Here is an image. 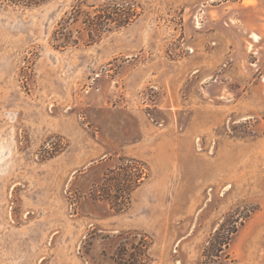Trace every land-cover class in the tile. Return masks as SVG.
I'll return each mask as SVG.
<instances>
[{
	"label": "rangeland",
	"instance_id": "obj_1",
	"mask_svg": "<svg viewBox=\"0 0 264 264\" xmlns=\"http://www.w3.org/2000/svg\"><path fill=\"white\" fill-rule=\"evenodd\" d=\"M195 4L0 5V264H264V47L209 95L181 73ZM164 82L201 99L161 108ZM137 111L178 136L134 155Z\"/></svg>",
	"mask_w": 264,
	"mask_h": 264
},
{
	"label": "crops",
	"instance_id": "obj_2",
	"mask_svg": "<svg viewBox=\"0 0 264 264\" xmlns=\"http://www.w3.org/2000/svg\"><path fill=\"white\" fill-rule=\"evenodd\" d=\"M195 1L197 2L195 4L197 10L192 12L193 16L190 21L195 22V27L187 28L185 31L188 38L189 52L183 57L181 73H184L185 79H190L193 82L199 81V88L206 90L210 95L209 85L204 88L203 80L209 78L213 82L220 83L222 87L223 84L228 85L230 81L223 79V76L228 77L225 75L227 70H223L221 65L225 64L228 58L233 66L240 64L239 61L244 62L237 58V54L245 55L247 40L252 45V51L261 53L259 49L264 47V0ZM187 17L191 19V14H188ZM251 32L257 36V40H251ZM263 80L264 74L261 82ZM152 86L155 87L154 84L149 83V87ZM215 86L218 85L215 84ZM179 91L180 87L178 85L168 86L164 82L160 94L162 98L160 101L161 108L167 109L169 103H177L179 96L181 97ZM184 97L187 98L186 103H197V99H201V97L190 91L184 93L181 98ZM229 108L228 112L234 109L231 106ZM223 115L225 114L222 111L191 113L187 127L183 129L182 134L192 136L201 133L203 130L208 129V125H213L216 121L222 119ZM135 116H138L135 118V120H138L135 126L138 138L127 147L130 152L134 151L136 153L134 155H144V153L152 151L154 148L153 143L149 141L152 137L156 139L158 133V136L164 138L165 143H172V137L174 135L178 136L177 127L173 124L164 123V126L157 127V131L152 133V128L146 126L144 115L137 111ZM129 118L134 120V117Z\"/></svg>",
	"mask_w": 264,
	"mask_h": 264
},
{
	"label": "trees",
	"instance_id": "obj_3",
	"mask_svg": "<svg viewBox=\"0 0 264 264\" xmlns=\"http://www.w3.org/2000/svg\"><path fill=\"white\" fill-rule=\"evenodd\" d=\"M48 0H0V5L3 2H7L10 4H15V5H22V6H28L30 4H39V3H43L46 2Z\"/></svg>",
	"mask_w": 264,
	"mask_h": 264
}]
</instances>
